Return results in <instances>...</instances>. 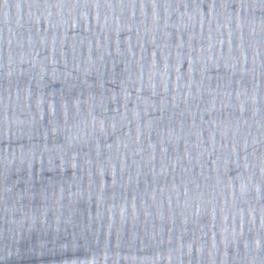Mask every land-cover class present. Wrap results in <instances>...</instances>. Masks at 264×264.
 I'll use <instances>...</instances> for the list:
<instances>
[{
	"label": "water",
	"instance_id": "water-1",
	"mask_svg": "<svg viewBox=\"0 0 264 264\" xmlns=\"http://www.w3.org/2000/svg\"><path fill=\"white\" fill-rule=\"evenodd\" d=\"M0 264H264V0H17Z\"/></svg>",
	"mask_w": 264,
	"mask_h": 264
}]
</instances>
